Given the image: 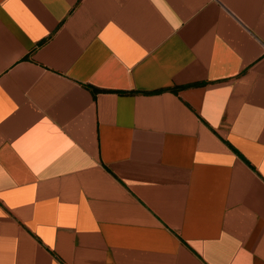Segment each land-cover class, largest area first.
Masks as SVG:
<instances>
[{
	"label": "crops",
	"instance_id": "1",
	"mask_svg": "<svg viewBox=\"0 0 264 264\" xmlns=\"http://www.w3.org/2000/svg\"><path fill=\"white\" fill-rule=\"evenodd\" d=\"M0 264H264V0H0Z\"/></svg>",
	"mask_w": 264,
	"mask_h": 264
}]
</instances>
